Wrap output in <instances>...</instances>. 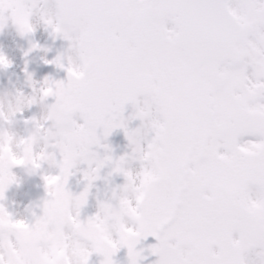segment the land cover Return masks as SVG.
I'll return each mask as SVG.
<instances>
[{
  "label": "snow or ice",
  "instance_id": "obj_1",
  "mask_svg": "<svg viewBox=\"0 0 264 264\" xmlns=\"http://www.w3.org/2000/svg\"><path fill=\"white\" fill-rule=\"evenodd\" d=\"M5 17L22 35L36 21L68 42L45 61L67 73L45 79L62 112L58 173L43 176L42 214L27 226L82 250L47 264H89L94 253L116 264L121 248L141 264L149 236L153 264H264V0H0ZM118 128L131 152L114 157L102 140ZM21 163L0 157V201ZM80 165L86 183L74 194ZM105 167L124 177L111 189L121 213L108 215L107 198L82 219ZM24 226L0 203V233Z\"/></svg>",
  "mask_w": 264,
  "mask_h": 264
},
{
  "label": "clouds",
  "instance_id": "obj_2",
  "mask_svg": "<svg viewBox=\"0 0 264 264\" xmlns=\"http://www.w3.org/2000/svg\"><path fill=\"white\" fill-rule=\"evenodd\" d=\"M22 31L10 19L5 17L0 20V33L15 32L20 37L28 36L22 35ZM9 66L8 57L0 53V69ZM48 87L49 84L43 81L33 84L27 93L12 88L0 89V157L5 163L10 159L21 160L23 163L14 166L22 168L24 176L39 170L35 163H39L41 168L45 164H52L51 158L60 151V140L53 129L57 120L62 118V112L53 108L54 101L50 102L52 97L45 95ZM30 107H36L39 114L23 121L22 133L20 118ZM21 179V175L12 173L11 176H5V183L19 184ZM108 202V215L118 217L121 213L119 197L111 193ZM16 220L23 221L25 226L6 227L0 233V264H47L52 259H80L82 243L78 239L72 238L65 242L42 237L29 228V223L24 219ZM98 256L100 261L104 259V256Z\"/></svg>",
  "mask_w": 264,
  "mask_h": 264
},
{
  "label": "rangeland",
  "instance_id": "obj_3",
  "mask_svg": "<svg viewBox=\"0 0 264 264\" xmlns=\"http://www.w3.org/2000/svg\"><path fill=\"white\" fill-rule=\"evenodd\" d=\"M36 30L34 33L30 34L26 37H20L15 32H6L0 33V53L6 55L10 61V66L6 69H0V89L3 88H12L20 92L27 93L30 91L33 84L42 83L48 78L51 81H61L67 79V73L63 68L57 67L56 64L45 63L47 57L51 60H54L61 51L62 42L65 41L59 37H54L49 34L48 30L43 26L42 23L36 22ZM48 37L47 42L41 48V52L44 54L35 53L36 48L31 50L30 52L27 50V55L30 57H26L24 55V50L30 49L33 43L41 45L45 41V37ZM64 50L66 47L63 46ZM31 53V55H30ZM58 54V55H57ZM47 56V57H46ZM49 61V60H48ZM66 58L64 63L66 64ZM29 77L31 80H29ZM54 101V98H50V102ZM133 108L131 105L126 107L125 117H129L133 114ZM38 109L36 107H30L26 109L23 115L20 118L21 128L20 131L24 132L23 121L30 119L33 115H38ZM139 124L138 120H132L129 122V128H134ZM119 130H114L107 140H102V143H106L111 148V155L114 157H119L121 155H125L131 152V148L129 147V141L126 137L119 136ZM125 133V132H124ZM121 134V133H120ZM122 135V134H121ZM61 150V143L58 145ZM102 154L104 153V149H98ZM138 162H133L132 167L138 168ZM86 165H80L78 170H74V175H72L69 179L68 188L74 194H78L83 191L85 186V181L83 179V169L86 168ZM13 174L21 175L22 179L19 184L9 185L4 193V200L0 201V203H5L4 206L6 210L12 215L15 219H24V214L27 215L29 219V224L34 223L35 217L42 214V206L43 201L47 198L45 188L42 189L45 195L41 199H36L35 202H39L35 204L34 207L37 208L35 210V216L33 213L30 215L29 208L20 209L19 208L25 202L24 196V183L28 180L26 187L27 189H31V195L35 193V191H39L35 189V185L37 179L39 183H44L43 176L45 175H54L58 173V168L53 164H45L39 169L36 173L33 174L29 179L23 175L20 170H12ZM111 172L110 167H105L100 172V179L94 181L92 188L90 189V194L88 197V202L83 209H81V218L86 219L88 216L94 215L98 210V201H102L108 198L111 194V189L116 187L117 185H122L124 181V177L120 174L113 173L109 175ZM20 202H17V200ZM32 200V199H31ZM33 201V200H32ZM21 205V206H20ZM34 211V209H32ZM156 243L154 237L149 236L147 239H143L140 244L137 246L139 248H143V255L146 259L142 260L141 264H151L153 255L149 252V245ZM119 254V256H118ZM100 257L97 254H93L90 257L89 264H99ZM116 264H128V256L127 249L121 248L116 255L113 257ZM157 259L155 256L153 262ZM153 264V263H152Z\"/></svg>",
  "mask_w": 264,
  "mask_h": 264
}]
</instances>
